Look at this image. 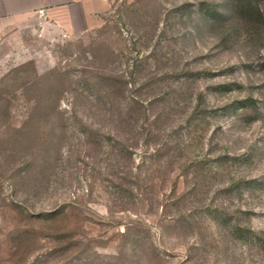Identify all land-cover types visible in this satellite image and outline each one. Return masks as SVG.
I'll list each match as a JSON object with an SVG mask.
<instances>
[{"label": "rangeland", "instance_id": "obj_1", "mask_svg": "<svg viewBox=\"0 0 264 264\" xmlns=\"http://www.w3.org/2000/svg\"><path fill=\"white\" fill-rule=\"evenodd\" d=\"M98 2L0 49V264H264V29Z\"/></svg>", "mask_w": 264, "mask_h": 264}, {"label": "crops", "instance_id": "obj_2", "mask_svg": "<svg viewBox=\"0 0 264 264\" xmlns=\"http://www.w3.org/2000/svg\"><path fill=\"white\" fill-rule=\"evenodd\" d=\"M103 6V0H97ZM96 0H0V49H12L25 44L31 32L40 23L62 26L73 24V17L79 11L84 17L95 14L91 10ZM41 11L43 14H41Z\"/></svg>", "mask_w": 264, "mask_h": 264}, {"label": "trees", "instance_id": "obj_3", "mask_svg": "<svg viewBox=\"0 0 264 264\" xmlns=\"http://www.w3.org/2000/svg\"><path fill=\"white\" fill-rule=\"evenodd\" d=\"M260 1L261 0H234L235 13L238 14L246 23L250 24L256 30L264 29V16L260 9ZM202 8L207 14L211 15V17L214 20L215 19L222 20L225 18L224 15L220 11H218L216 6L213 4L204 2L202 3ZM255 104H257V101L254 99H248L241 102V106L245 109H248L254 106ZM214 112L215 111H210L208 114H213ZM242 182L245 183V181ZM242 182L236 185H240ZM246 184H250V183H246ZM53 215L55 214H51L49 217H52ZM235 231L240 236H242V233H244L245 230L237 226L235 227ZM247 231L251 233V230H247ZM253 240H257V237H254Z\"/></svg>", "mask_w": 264, "mask_h": 264}, {"label": "built area", "instance_id": "obj_4", "mask_svg": "<svg viewBox=\"0 0 264 264\" xmlns=\"http://www.w3.org/2000/svg\"><path fill=\"white\" fill-rule=\"evenodd\" d=\"M41 14H43V12L41 11Z\"/></svg>", "mask_w": 264, "mask_h": 264}]
</instances>
